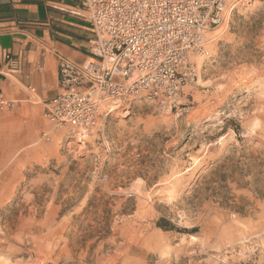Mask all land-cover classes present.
<instances>
[{"label":"rangeland","instance_id":"obj_1","mask_svg":"<svg viewBox=\"0 0 264 264\" xmlns=\"http://www.w3.org/2000/svg\"><path fill=\"white\" fill-rule=\"evenodd\" d=\"M205 39L177 108L131 101L84 145L0 109V264H264V0Z\"/></svg>","mask_w":264,"mask_h":264},{"label":"built area","instance_id":"obj_2","mask_svg":"<svg viewBox=\"0 0 264 264\" xmlns=\"http://www.w3.org/2000/svg\"><path fill=\"white\" fill-rule=\"evenodd\" d=\"M237 1L83 0L78 16L94 32L89 55L80 64L59 59L58 93L45 103L44 117L84 145L101 116L131 101L177 108L197 75L191 57L209 56L205 35L224 24ZM14 105L0 97V109Z\"/></svg>","mask_w":264,"mask_h":264},{"label":"crops","instance_id":"obj_3","mask_svg":"<svg viewBox=\"0 0 264 264\" xmlns=\"http://www.w3.org/2000/svg\"><path fill=\"white\" fill-rule=\"evenodd\" d=\"M83 0H0V97L45 103L58 93L60 58L89 55L94 32L78 14ZM17 61L12 69L6 57ZM29 89H32L31 92Z\"/></svg>","mask_w":264,"mask_h":264},{"label":"trees","instance_id":"obj_4","mask_svg":"<svg viewBox=\"0 0 264 264\" xmlns=\"http://www.w3.org/2000/svg\"><path fill=\"white\" fill-rule=\"evenodd\" d=\"M159 226H160L161 229H163V230H167V227H164V226H162V225H159ZM183 232H185V231H183Z\"/></svg>","mask_w":264,"mask_h":264}]
</instances>
